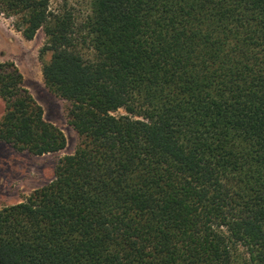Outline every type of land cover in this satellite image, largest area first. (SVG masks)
<instances>
[{
    "label": "trees",
    "instance_id": "16d2710c",
    "mask_svg": "<svg viewBox=\"0 0 264 264\" xmlns=\"http://www.w3.org/2000/svg\"><path fill=\"white\" fill-rule=\"evenodd\" d=\"M50 2L0 11L27 40L43 30L80 141L0 208V264H264V0ZM0 98V141L66 147L12 60Z\"/></svg>",
    "mask_w": 264,
    "mask_h": 264
},
{
    "label": "rangeland",
    "instance_id": "374dc122",
    "mask_svg": "<svg viewBox=\"0 0 264 264\" xmlns=\"http://www.w3.org/2000/svg\"><path fill=\"white\" fill-rule=\"evenodd\" d=\"M87 0H51L54 10L67 5L77 15H82ZM45 34L39 30L32 40H27L15 27V17H7L0 11V60H12L24 75V83L43 106L45 118L59 126L67 137V145L61 151L43 155L16 151L11 145L0 141V208L24 201L35 189L47 184L55 175L61 157L74 153L80 138L68 123V102L56 96L45 85L39 50ZM46 54V59L50 58ZM0 98V120L4 113ZM120 109L118 113H123Z\"/></svg>",
    "mask_w": 264,
    "mask_h": 264
}]
</instances>
